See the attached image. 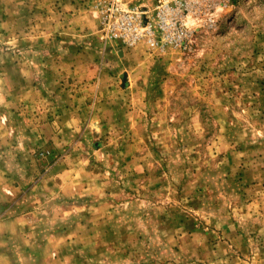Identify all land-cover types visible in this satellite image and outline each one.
<instances>
[{
  "label": "rangeland",
  "instance_id": "obj_1",
  "mask_svg": "<svg viewBox=\"0 0 264 264\" xmlns=\"http://www.w3.org/2000/svg\"><path fill=\"white\" fill-rule=\"evenodd\" d=\"M99 1L0 0V264H264V0L134 64L139 137L60 111L80 51L57 23L74 6L99 21Z\"/></svg>",
  "mask_w": 264,
  "mask_h": 264
},
{
  "label": "crops",
  "instance_id": "obj_2",
  "mask_svg": "<svg viewBox=\"0 0 264 264\" xmlns=\"http://www.w3.org/2000/svg\"><path fill=\"white\" fill-rule=\"evenodd\" d=\"M72 8L74 11L67 15L69 19L57 23L61 28L59 34L64 35L65 39L68 37L71 42L78 43L80 51L73 55L78 59L77 63L73 62V66L68 69L63 67L67 70L65 74L70 75L63 78L67 90L59 99L62 100L61 113L66 114L69 121L75 125L72 127H76L84 119L90 122L85 133L88 132L91 136L107 134L109 128L117 129L116 126L119 125L123 127V131L131 133L134 137L145 136V133L149 135L152 129L145 126L149 121L145 114L148 102H145L147 85L144 87L139 81L136 82L134 75L132 77V71L138 69L134 64L147 62L153 53L148 50L144 41H139L132 47L118 46L110 49L117 44L108 40L105 41V48L99 51L96 47L98 19L81 7ZM138 50L144 55H140ZM99 54L100 64H97L95 57H99ZM140 59H143V62ZM146 68L147 66L142 64L139 69L144 73ZM139 74H136V77ZM120 76L119 81L117 79ZM114 90H121L122 94L127 92L131 94L128 98L121 99L118 92H113ZM121 122H126V125H122ZM107 123H112V126L109 127ZM71 182L73 179L70 184L62 182L61 186L65 184L73 187L75 184Z\"/></svg>",
  "mask_w": 264,
  "mask_h": 264
},
{
  "label": "built area",
  "instance_id": "obj_3",
  "mask_svg": "<svg viewBox=\"0 0 264 264\" xmlns=\"http://www.w3.org/2000/svg\"><path fill=\"white\" fill-rule=\"evenodd\" d=\"M230 0H156L152 8L124 0H100L101 38L132 47L144 41L151 53L193 48L197 28L214 27Z\"/></svg>",
  "mask_w": 264,
  "mask_h": 264
}]
</instances>
